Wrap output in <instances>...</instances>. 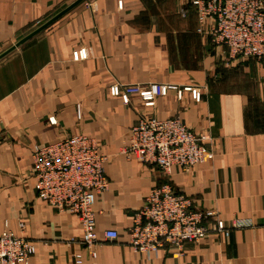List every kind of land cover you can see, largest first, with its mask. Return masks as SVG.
<instances>
[{
  "label": "crops",
  "instance_id": "0c3cea01",
  "mask_svg": "<svg viewBox=\"0 0 264 264\" xmlns=\"http://www.w3.org/2000/svg\"><path fill=\"white\" fill-rule=\"evenodd\" d=\"M73 1L0 0V53ZM211 27L192 0H87L0 61V231L35 245L29 264H77L75 255L81 264H264V57L228 58ZM115 83L176 89L142 102L113 95ZM175 116L209 136L210 161L164 174L120 154L139 117ZM76 135L94 138L106 158L108 189L93 207L95 258L81 245L79 220L34 191L33 147ZM164 184L232 224L229 236L209 232L181 252L132 251L134 214ZM107 230L118 237L105 239Z\"/></svg>",
  "mask_w": 264,
  "mask_h": 264
},
{
  "label": "built area",
  "instance_id": "2783aa9c",
  "mask_svg": "<svg viewBox=\"0 0 264 264\" xmlns=\"http://www.w3.org/2000/svg\"><path fill=\"white\" fill-rule=\"evenodd\" d=\"M199 22L212 21L211 42L223 45L244 59L264 57V0H192ZM201 31V29H200ZM175 87L161 84H117L113 95L137 97L151 102ZM194 100L200 94L190 90ZM129 101L125 100V104ZM50 123H54L49 119ZM120 154L136 157L166 174L171 167L183 171L203 165L213 158L209 136L188 128L179 117L158 120L139 117L129 129ZM105 155L91 136L76 135L32 149V174L36 198L58 213L69 212L80 222L81 245L91 258L101 245L95 233V197L108 189L104 172ZM210 219L209 224L205 220ZM210 225V226H209ZM24 223H19L23 231ZM233 225H226L214 212H202L193 201L169 184L152 188L129 228V246L139 254L157 253L165 248L181 252L186 244H196L209 232L229 236ZM114 240V230L104 233ZM35 245L16 236L6 227L0 231V264H29ZM74 261L81 264V256Z\"/></svg>",
  "mask_w": 264,
  "mask_h": 264
},
{
  "label": "water",
  "instance_id": "95a60500",
  "mask_svg": "<svg viewBox=\"0 0 264 264\" xmlns=\"http://www.w3.org/2000/svg\"><path fill=\"white\" fill-rule=\"evenodd\" d=\"M87 0H75L71 4H69L67 7H65L63 10L58 12L56 15H54L51 19L40 25L38 28H36L34 31L31 33L27 34L24 36L22 39L14 43L12 46L4 50L3 52L0 53V61L3 60L5 57L10 55L12 52H14L16 49L20 48L23 46L25 43L30 41L32 38L37 36L39 33L45 31L47 28H49L51 25H53L55 22H57L60 18H62L64 15L68 14L71 12L73 9H75L77 6L80 4L84 3Z\"/></svg>",
  "mask_w": 264,
  "mask_h": 264
},
{
  "label": "rangeland",
  "instance_id": "374dc122",
  "mask_svg": "<svg viewBox=\"0 0 264 264\" xmlns=\"http://www.w3.org/2000/svg\"><path fill=\"white\" fill-rule=\"evenodd\" d=\"M83 4V3H82ZM196 12V11H195ZM197 14V13H196ZM211 29H212V27L211 28H209V32H208V35L210 36V37H213L212 35H211ZM216 46V45H215ZM218 47H224L223 45H221V46H218ZM226 50H227V55H228V58H230V59H244L243 57H241L240 55H238L239 53H236V54H234V53H230L229 51H228V49L226 48V47H224ZM245 60H254V59H245ZM254 61H257V60H254ZM261 61V60H260ZM169 86H172V85H169ZM173 87H175V86H173ZM175 89H176V87H175ZM174 89V90H175ZM190 89V88H189ZM189 89H184V90H187V91H189ZM190 90H192V89H190ZM49 119H52V118H49ZM166 120V119H165ZM52 121H53V119H52ZM33 148H35V147H33ZM134 158H136L135 156H134ZM138 159V158H137ZM139 160V159H138ZM148 165H151V164H148ZM152 166H154V165H152ZM155 167V166H154ZM157 168V167H156ZM232 229V228H231ZM213 232V231H212ZM216 233V232H215Z\"/></svg>",
  "mask_w": 264,
  "mask_h": 264
}]
</instances>
